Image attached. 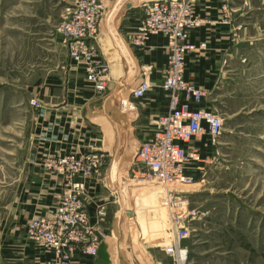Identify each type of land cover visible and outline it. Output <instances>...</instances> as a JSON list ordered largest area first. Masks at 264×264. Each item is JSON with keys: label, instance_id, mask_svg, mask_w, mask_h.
<instances>
[{"label": "rangeland", "instance_id": "374dc122", "mask_svg": "<svg viewBox=\"0 0 264 264\" xmlns=\"http://www.w3.org/2000/svg\"><path fill=\"white\" fill-rule=\"evenodd\" d=\"M74 1L0 0V264L16 263L15 254H10L15 249L12 236L27 217L19 214L22 198L18 190L30 185L27 170L39 165L36 121L46 114L48 104L78 105L91 98L85 95L83 99L80 91H74L78 66L70 59V40L62 31L65 9ZM100 1L104 6L100 34L115 26L117 30L126 7L116 9L117 3ZM221 4L220 20L226 25L232 21V40L214 74L203 83L210 108L223 119V131L219 144L210 149L213 162L207 174L197 184L178 189L190 201L181 212L193 215L185 245L190 249V264H264V0H240L234 14L231 0ZM81 89L93 91L86 86ZM32 99H38L44 110L33 107ZM123 133L127 143L120 149L131 158L122 164L128 157L118 148L113 152L117 165L112 164L110 171L118 191L126 194L119 193L123 208L116 205L113 209L121 211L114 235L120 238L124 232L122 243L138 256L137 264H154L149 252H159L157 243H145L140 235L142 231L155 234L151 228L157 226H148L149 205L141 193L143 189L147 196L149 191L163 194V212L166 194L159 185L125 184L115 176L123 170L129 173L139 148L132 131ZM38 139L50 140L42 132ZM32 216L29 220L39 214ZM27 223L22 222L25 228ZM54 263L53 254L49 264Z\"/></svg>", "mask_w": 264, "mask_h": 264}, {"label": "built area", "instance_id": "2783aa9c", "mask_svg": "<svg viewBox=\"0 0 264 264\" xmlns=\"http://www.w3.org/2000/svg\"><path fill=\"white\" fill-rule=\"evenodd\" d=\"M143 10L135 44L144 45L155 36L165 39L168 59L162 88L168 97V107L159 116L153 135L139 145L128 183L162 187L167 204L164 230L159 234L142 231L140 237L145 243L156 242L174 264H190V249L185 241L191 236L193 215L181 212L190 201L178 189L197 184L207 174L213 162L210 149L219 144L223 119L202 106L207 91L186 78L187 57L197 50L192 33L202 24L197 0L153 1L144 3ZM65 12L67 18L62 31L70 40V59L83 69L93 89L103 94L110 74V65L97 43L104 6L100 0H75ZM150 90V82L141 81L131 98L121 101L122 107L135 108L134 100L144 98ZM31 105L44 110L38 99H32ZM104 158V154L97 152L46 157L47 168L62 177L65 191L59 195L53 212L28 221L26 234L36 244L52 251L54 264H72L78 248L90 258L98 257L105 237L96 224L104 221L106 210L99 208L93 223L85 193L87 180L99 173Z\"/></svg>", "mask_w": 264, "mask_h": 264}, {"label": "crops", "instance_id": "0c3cea01", "mask_svg": "<svg viewBox=\"0 0 264 264\" xmlns=\"http://www.w3.org/2000/svg\"><path fill=\"white\" fill-rule=\"evenodd\" d=\"M61 1L71 2V0ZM107 1L117 3L116 9L126 7L121 23L117 25V30L115 26L107 33L101 32L100 39L97 42L104 58L110 65L108 87L103 94H98L93 89L92 84H89L86 80L83 69L76 64L78 67L75 66L77 69L73 75L74 91H80L79 94L84 95L83 99L86 96L91 98L86 102H79L78 105L66 102V104L60 106L55 104L46 106V114L36 121L37 134L35 139L38 140L35 145L38 152L36 164L39 165L27 170L32 179L30 185L19 187L21 189L18 192L22 198V209L19 214L21 216L24 213L23 216L27 217L22 219V222H25V220L28 222L33 217L32 215L51 213L56 209L59 195L65 191L62 177L47 168L45 164L47 161L46 156L43 157V154L65 155L71 153L80 155L87 152L102 153L105 156L102 168L97 175L87 180L86 205L93 223L96 221V212L99 208L104 207L107 212L106 219L104 218V221L97 223L96 227L104 235V241L110 240L113 242V264H137L139 261L138 256L134 255L128 247H124L122 243L124 232L120 238L118 237L119 239L114 235V232H116L115 225L118 217H120L118 214L121 211L115 213L113 209L121 203L119 202V193L126 194L124 191H118L119 189L115 186L118 182L113 175V170L110 171V167L112 164L117 165L115 160L117 156L113 155L115 149L121 150L120 147L125 146L127 143L123 130L132 131L136 138L135 142L140 145L153 135L159 116L167 110L168 97L162 88V82L167 68L168 51L165 39L160 36L153 37L144 45H136L134 40L137 26L144 17L143 4L159 0ZM231 1L234 14L235 11L238 12L237 10H239L237 6L240 0ZM122 2L125 6L119 4ZM221 3L222 0H197L198 14L202 24L192 33V40L196 43L197 50L187 57L186 78L196 82L205 91L208 89L203 82L214 74L215 68L218 66L220 59L227 53L232 40V21L226 25L220 20L222 15ZM143 80L150 82V92L144 98L134 100L135 108L125 109L122 107L121 101L131 98L132 91ZM84 86L92 88L93 91L89 89L83 91L81 87ZM67 95H70L69 92ZM207 97L202 106L212 110ZM134 110H136V114L132 118L130 114H133ZM124 111L127 113H123ZM39 132H42L44 136H48L50 140H39ZM53 135L55 137H52ZM124 153L125 151H123V155L128 158L127 160L125 158L121 160L122 164L131 158ZM124 171L115 173V176L120 177V180L126 184L128 183L129 173H124ZM110 176L114 177L113 181ZM147 194L149 195L147 196L142 189L141 195L149 205L145 217L150 219L148 226L156 224L157 227L151 229L158 232L160 228L157 223V216L164 213V209L161 208L160 204L163 194L154 191L153 193L149 191ZM119 207L123 208L122 205ZM109 216L112 218H109ZM22 222H19V225L16 226L18 232L13 233L12 236V240L17 242H13V248L15 249L10 252V254H15V264H29V261L34 264H49L53 259V254L27 236L26 228ZM143 224H147V219ZM147 248L150 247L147 246ZM157 251L159 252H153L152 250L149 252L154 264H174L169 256L161 253V249ZM72 264H98V257L90 258L82 249H77L73 254Z\"/></svg>", "mask_w": 264, "mask_h": 264}, {"label": "water", "instance_id": "95a60500", "mask_svg": "<svg viewBox=\"0 0 264 264\" xmlns=\"http://www.w3.org/2000/svg\"><path fill=\"white\" fill-rule=\"evenodd\" d=\"M120 14H116V18L119 19ZM113 242L105 240L101 243L98 254V264H113Z\"/></svg>", "mask_w": 264, "mask_h": 264}, {"label": "bare ground", "instance_id": "6f19581e", "mask_svg": "<svg viewBox=\"0 0 264 264\" xmlns=\"http://www.w3.org/2000/svg\"><path fill=\"white\" fill-rule=\"evenodd\" d=\"M120 16V15H119ZM148 189V188H147ZM149 195V194H148ZM165 213H166V210H165V212L163 213V214H161V215H158L157 216V221L159 222V224L160 223H162L163 225H162V227H160L159 226V228H160V230L157 232V234H159V233H162L163 232V230H164V227H165ZM164 221V222H163Z\"/></svg>", "mask_w": 264, "mask_h": 264}]
</instances>
